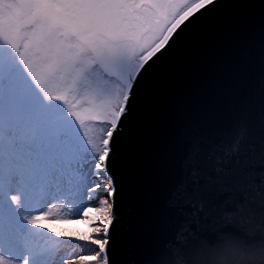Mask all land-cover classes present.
Segmentation results:
<instances>
[{"label": "snow or ice", "instance_id": "6c2138e0", "mask_svg": "<svg viewBox=\"0 0 264 264\" xmlns=\"http://www.w3.org/2000/svg\"><path fill=\"white\" fill-rule=\"evenodd\" d=\"M220 3L0 0V264H53L66 240L77 244L62 264H113L114 168L129 144L124 130ZM238 52L260 75L223 124L194 122L182 102L172 106L174 179L164 203L187 218L176 234L181 243L194 235L191 224L231 220L236 213L225 212L221 197L238 190L250 166L264 167V44ZM88 177L89 200L103 187L100 207L82 208L75 219L99 224L69 231L62 226L73 220L60 209L73 212ZM241 237L247 242L244 231L218 240ZM81 243L98 251L74 256Z\"/></svg>", "mask_w": 264, "mask_h": 264}, {"label": "water", "instance_id": "95a60500", "mask_svg": "<svg viewBox=\"0 0 264 264\" xmlns=\"http://www.w3.org/2000/svg\"><path fill=\"white\" fill-rule=\"evenodd\" d=\"M261 4L264 0H221L205 26L178 49L162 73L154 99L138 103L123 134L129 141L127 150L114 168L118 180L114 211L119 219L110 231L113 264H172L174 248L211 246L223 233L239 235L245 228L255 230L254 239H259L264 229V167L258 163L249 167L238 190L221 197L225 212L236 215L219 223L191 224L194 235L183 243L176 234L187 218L167 210L164 201L174 179L172 106L182 102L194 122H225L233 104L258 82V65L238 50L264 44Z\"/></svg>", "mask_w": 264, "mask_h": 264}, {"label": "clouds", "instance_id": "9594fccd", "mask_svg": "<svg viewBox=\"0 0 264 264\" xmlns=\"http://www.w3.org/2000/svg\"><path fill=\"white\" fill-rule=\"evenodd\" d=\"M245 238H224L208 246L197 244L175 256L172 264H264V229H244Z\"/></svg>", "mask_w": 264, "mask_h": 264}, {"label": "rangeland", "instance_id": "374dc122", "mask_svg": "<svg viewBox=\"0 0 264 264\" xmlns=\"http://www.w3.org/2000/svg\"><path fill=\"white\" fill-rule=\"evenodd\" d=\"M92 195H93V197H95L92 200L88 199V195L87 196L84 195L83 198L77 197V203L74 206L72 213H68L67 207L60 209L61 214H64L66 216V218H72V220H73L72 223L63 225L62 227L68 229L69 231H73V232H75L77 230L87 232L90 226H96L99 224V221L86 222L85 219H80V220L75 219L77 213L82 208H86L88 206L100 207L99 199L103 197V187L101 188V190L99 192L93 193ZM52 203H56L58 208H59V204L61 202L54 200V201H52ZM53 211L56 212L57 209H53ZM101 234H100L99 238H103V236ZM71 246H72L71 244H69V245L64 244V245L60 246L58 251L56 252V254L54 256L53 264H62L63 259L67 256V254L70 251H72ZM72 254L77 255V251L75 250Z\"/></svg>", "mask_w": 264, "mask_h": 264}, {"label": "trees", "instance_id": "16d2710c", "mask_svg": "<svg viewBox=\"0 0 264 264\" xmlns=\"http://www.w3.org/2000/svg\"><path fill=\"white\" fill-rule=\"evenodd\" d=\"M94 181L92 180L91 177H88V179L85 182L84 188L81 191V194L78 197L83 198L84 195L87 196V187L88 185L92 184ZM80 232H85V231H80ZM64 244H71V245H76L77 241L75 240H66V241H61L60 246ZM98 248H96L94 245H91L90 243H81L76 247V251L80 252L82 254H91L93 251H98Z\"/></svg>", "mask_w": 264, "mask_h": 264}, {"label": "bare ground", "instance_id": "6f19581e", "mask_svg": "<svg viewBox=\"0 0 264 264\" xmlns=\"http://www.w3.org/2000/svg\"><path fill=\"white\" fill-rule=\"evenodd\" d=\"M79 255H82V254H79ZM79 255H74V256H79ZM70 264H71V261H70ZM75 264H84V262L76 260Z\"/></svg>", "mask_w": 264, "mask_h": 264}]
</instances>
